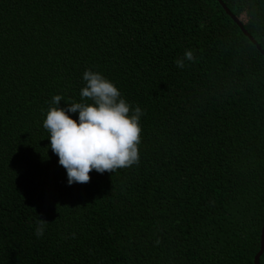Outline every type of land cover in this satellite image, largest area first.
<instances>
[{"label":"trees","instance_id":"16d2710c","mask_svg":"<svg viewBox=\"0 0 264 264\" xmlns=\"http://www.w3.org/2000/svg\"><path fill=\"white\" fill-rule=\"evenodd\" d=\"M222 1L264 50V0ZM224 10L218 0H0V264H254L264 55ZM186 50L195 59L180 69ZM86 70L141 108L140 159L69 185L43 121L56 95L62 108L91 103L80 95Z\"/></svg>","mask_w":264,"mask_h":264},{"label":"clouds","instance_id":"9594fccd","mask_svg":"<svg viewBox=\"0 0 264 264\" xmlns=\"http://www.w3.org/2000/svg\"><path fill=\"white\" fill-rule=\"evenodd\" d=\"M194 59L193 52L186 50L175 65L183 69L185 61ZM83 80L86 86L81 90V99L91 103L65 102L67 107L62 108L63 97L56 95L51 100L55 106L48 109L43 121L50 148L66 170L69 185L89 183L93 170L113 173L137 165L140 159L141 108L132 109L119 89L98 72L86 70ZM69 113H78V120ZM46 223L38 221L37 237L43 236Z\"/></svg>","mask_w":264,"mask_h":264},{"label":"water","instance_id":"95a60500","mask_svg":"<svg viewBox=\"0 0 264 264\" xmlns=\"http://www.w3.org/2000/svg\"><path fill=\"white\" fill-rule=\"evenodd\" d=\"M218 1L221 4V6L225 9L227 14L230 15L231 18L237 23V25L243 31L245 36H247L253 42V44L257 47V49L264 55V50L258 45V43L253 39V37L245 30L244 25L240 22V20L234 14L231 13V11L227 8V6L224 4V2L222 0H218ZM263 253H264V225H263V228H262V231H261V247H260V251L255 256L254 264H260L261 257L263 255Z\"/></svg>","mask_w":264,"mask_h":264},{"label":"bare ground","instance_id":"6f19581e","mask_svg":"<svg viewBox=\"0 0 264 264\" xmlns=\"http://www.w3.org/2000/svg\"><path fill=\"white\" fill-rule=\"evenodd\" d=\"M225 11V10H224Z\"/></svg>","mask_w":264,"mask_h":264}]
</instances>
